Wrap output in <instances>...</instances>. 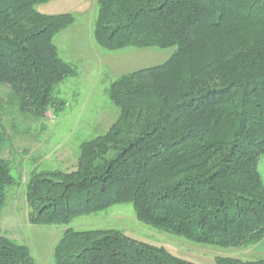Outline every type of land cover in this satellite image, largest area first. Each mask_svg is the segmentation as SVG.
Listing matches in <instances>:
<instances>
[{
  "label": "trees",
  "instance_id": "1",
  "mask_svg": "<svg viewBox=\"0 0 264 264\" xmlns=\"http://www.w3.org/2000/svg\"><path fill=\"white\" fill-rule=\"evenodd\" d=\"M51 0H0V85L20 110L62 108L58 83L74 69L53 38L70 14L46 15ZM93 38L106 52L174 49L161 65L109 85L117 121L79 147L71 172L31 173L27 219L66 226L116 204L138 222L187 241L252 248L264 239V0H97ZM2 135L0 133V144ZM14 185L0 159V210ZM53 264H195L112 229H65ZM0 264H35L27 247L0 236ZM213 264H264L217 257Z\"/></svg>",
  "mask_w": 264,
  "mask_h": 264
},
{
  "label": "rangeland",
  "instance_id": "2",
  "mask_svg": "<svg viewBox=\"0 0 264 264\" xmlns=\"http://www.w3.org/2000/svg\"><path fill=\"white\" fill-rule=\"evenodd\" d=\"M46 15L70 14L74 23L53 38L58 57L75 75L54 89L63 103L44 117L23 113L9 85H0V159L14 179L7 187L0 210V236L29 249L35 264H53L52 252L62 232L112 229L128 238L162 247L171 255L195 264H213L217 257L259 260L251 248H221L196 244L138 222L131 204L75 218L66 226H37L27 219L26 184L31 173L71 172L81 144L104 135L117 121L119 110L108 99L109 85L119 77L163 64L174 49L127 48L103 51L93 38L97 0H51L37 5ZM255 247V246H254Z\"/></svg>",
  "mask_w": 264,
  "mask_h": 264
},
{
  "label": "crops",
  "instance_id": "3",
  "mask_svg": "<svg viewBox=\"0 0 264 264\" xmlns=\"http://www.w3.org/2000/svg\"><path fill=\"white\" fill-rule=\"evenodd\" d=\"M258 172L264 184V156L258 162ZM251 250L254 254L264 257V239L261 242H259L257 245H255V247H252Z\"/></svg>",
  "mask_w": 264,
  "mask_h": 264
}]
</instances>
